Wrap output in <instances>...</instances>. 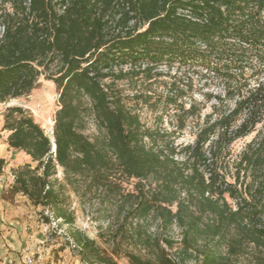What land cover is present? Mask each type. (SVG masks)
I'll return each mask as SVG.
<instances>
[{"label":"trees","instance_id":"trees-1","mask_svg":"<svg viewBox=\"0 0 264 264\" xmlns=\"http://www.w3.org/2000/svg\"><path fill=\"white\" fill-rule=\"evenodd\" d=\"M174 62L224 83L202 117L194 103L181 106L176 127L190 119L195 138L177 152L155 145L162 135L149 132L116 85ZM127 63L138 70H114ZM261 71L264 0H0V102L28 95L40 77L54 83L59 102L51 136L21 105L4 109L7 142L30 162L13 170L3 193L50 207L68 224L63 185L80 200L96 198L106 246L70 231L87 264H264ZM253 131L229 174L223 154Z\"/></svg>","mask_w":264,"mask_h":264},{"label":"rangeland","instance_id":"rangeland-1","mask_svg":"<svg viewBox=\"0 0 264 264\" xmlns=\"http://www.w3.org/2000/svg\"><path fill=\"white\" fill-rule=\"evenodd\" d=\"M138 66V64L127 63L120 67L115 66L114 70L121 68L123 71L131 72L132 69L138 70ZM141 67L143 68V65ZM246 70L248 73L250 72L249 68ZM129 74L116 81L128 106L137 108L141 122L149 132L158 131L162 135V138L157 137L155 140L157 147L172 146L176 152L186 144L192 143L195 138V128L190 119L184 128L176 127V118L181 106L187 108L190 103H194L200 109L202 117L203 114L210 112L211 104L216 103L217 98L214 96H223L224 93L223 81L212 71L205 72L200 67H195V69L190 67L188 70L187 65H179L177 62L170 66L160 63L152 69L149 76ZM258 77L264 82V71H261ZM255 82L254 78H251L250 85ZM135 94L150 96L149 102L145 103L141 97L135 98L133 96ZM1 103V107L4 109L10 105H21L47 133L55 111L59 107L58 93L54 83L43 77H40L35 88L28 95ZM259 126L260 124L258 128ZM86 132H94L91 123L88 124ZM255 133L256 131H253L247 136L235 140L227 147V153L223 154L221 160L229 174L234 172L232 161L238 156L244 145L254 137ZM48 134L51 136V133ZM144 140L148 145L152 144L149 137H145ZM179 154L178 152L175 156L180 158ZM229 176L228 179L232 180ZM56 178L58 183L63 184L61 168H57ZM127 186L131 188L130 185L127 184ZM61 189L66 211L72 212L74 219L72 224H68L62 219L53 224L54 221L50 214L54 216V213L50 207H36L26 196L28 200L18 194L11 195L7 191L2 192V198L13 207L10 213L7 212L8 220L13 223L17 222L15 225L22 228L20 231L22 240L26 241H23L24 252L16 253V255L12 254V251H8L14 259L6 264H86L77 254L76 244L70 236L72 229H78L95 239L102 248L106 246L104 239L97 235L100 227L102 228L101 232H104L105 228V222L96 218L98 216V200L96 198L91 201L80 200L79 196L74 194L69 187L63 185ZM231 203L234 205V200ZM23 256L26 257L24 262L22 261ZM27 257L32 259V263L26 262ZM117 264L129 263L126 259L119 257Z\"/></svg>","mask_w":264,"mask_h":264},{"label":"crops","instance_id":"crops-1","mask_svg":"<svg viewBox=\"0 0 264 264\" xmlns=\"http://www.w3.org/2000/svg\"><path fill=\"white\" fill-rule=\"evenodd\" d=\"M1 104L0 102V264H6L14 259L8 251H12V254L24 252L23 245L26 241L22 240L23 237L20 234L22 228L15 225L17 222L13 223L8 220L7 212L10 213L13 207L12 204L2 198L1 194L13 182L11 178L13 170L30 162V157L24 151L9 146L7 138L10 131L2 129L4 108L1 107ZM18 195L25 200L27 199L22 194ZM24 256L23 262L26 258Z\"/></svg>","mask_w":264,"mask_h":264},{"label":"built area","instance_id":"built-area-1","mask_svg":"<svg viewBox=\"0 0 264 264\" xmlns=\"http://www.w3.org/2000/svg\"><path fill=\"white\" fill-rule=\"evenodd\" d=\"M63 7H64V6H63ZM53 123H54V121H51V122H50L51 127L48 129V130H49L48 133H51V134H52V129H53L52 124H53ZM11 178L14 179V174H12V177H11ZM50 217H51L52 220L54 221L53 224H55L56 222L61 221V218H54V216H52V214H50ZM26 262H27V263H32V259H31L30 257H27ZM86 264H87V263H86Z\"/></svg>","mask_w":264,"mask_h":264},{"label":"water","instance_id":"water-1","mask_svg":"<svg viewBox=\"0 0 264 264\" xmlns=\"http://www.w3.org/2000/svg\"><path fill=\"white\" fill-rule=\"evenodd\" d=\"M52 149L54 150L55 149V144L53 143V145H52Z\"/></svg>","mask_w":264,"mask_h":264}]
</instances>
